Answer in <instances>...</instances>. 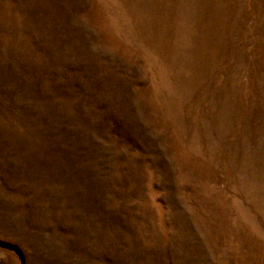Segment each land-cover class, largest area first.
Here are the masks:
<instances>
[{
  "label": "rangeland",
  "instance_id": "rangeland-1",
  "mask_svg": "<svg viewBox=\"0 0 264 264\" xmlns=\"http://www.w3.org/2000/svg\"><path fill=\"white\" fill-rule=\"evenodd\" d=\"M0 264H264V0H0Z\"/></svg>",
  "mask_w": 264,
  "mask_h": 264
}]
</instances>
